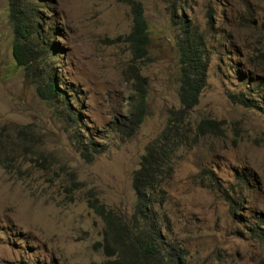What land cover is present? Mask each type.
<instances>
[{"label": "rangeland", "instance_id": "1", "mask_svg": "<svg viewBox=\"0 0 264 264\" xmlns=\"http://www.w3.org/2000/svg\"><path fill=\"white\" fill-rule=\"evenodd\" d=\"M130 1L148 31L139 59L125 39L128 4L28 0L46 52L22 69L0 0V264L104 263L94 246L104 224L90 206L131 215L132 172L178 109L177 41L185 37L207 66L184 120L186 141L152 196L161 200L152 205L157 226L185 264H264V241L251 231L260 224L264 234V0ZM47 73L66 105L36 95L31 81ZM134 105L142 106L135 128ZM202 120L217 130L198 132ZM83 145L100 153L85 162Z\"/></svg>", "mask_w": 264, "mask_h": 264}, {"label": "trees", "instance_id": "2", "mask_svg": "<svg viewBox=\"0 0 264 264\" xmlns=\"http://www.w3.org/2000/svg\"><path fill=\"white\" fill-rule=\"evenodd\" d=\"M118 1L131 7L132 27L125 39L129 44L132 58H142L146 54L148 31L140 4L130 0ZM27 2L28 0H7V20L12 38L11 56L16 66L22 69L37 60L36 51L46 52V49L42 48L45 35L41 33V27L33 23L35 19L37 20V10L30 8ZM177 47H179L178 109L176 113L170 114L165 128L158 137L145 147L144 154L140 156L138 168L132 172L131 190L134 204L131 215L125 218L111 210H105L101 205L90 206L104 224L101 241L94 244L104 255L103 264H185L178 247L165 245L157 226V217L152 211V205L157 201L161 203V200H155L152 197L153 193L155 191L160 193L163 183L171 175L175 152L186 141L184 120L188 112L197 104L207 66L203 62L201 52L190 37L178 40ZM39 80L31 82L40 99H53L66 105L64 98L57 93L52 74L47 73ZM235 97H237L236 104L253 107V101ZM138 106L134 105L133 113L130 114V123L134 128L141 122L142 106ZM67 115L77 125V119L70 110H67ZM196 130L198 132L216 131V123L202 120L196 126ZM98 153L100 151L86 145H83L79 151L80 157L85 162H91L93 155ZM206 175L210 183L212 174L208 171ZM235 205L234 201L229 202L230 212ZM259 225L256 224L251 231L257 239L264 241V234L258 231Z\"/></svg>", "mask_w": 264, "mask_h": 264}]
</instances>
